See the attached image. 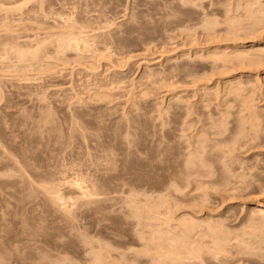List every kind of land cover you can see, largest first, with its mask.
<instances>
[{"label":"rangeland","instance_id":"obj_1","mask_svg":"<svg viewBox=\"0 0 264 264\" xmlns=\"http://www.w3.org/2000/svg\"><path fill=\"white\" fill-rule=\"evenodd\" d=\"M225 1L0 0V264H157L159 232L178 233L183 216L220 215L226 228H241L252 196L236 182L250 166L263 171L264 155L247 159L253 142L235 126L241 106L220 102L227 80L203 78L208 62L197 57L201 23L225 29ZM215 82L220 98L207 97ZM228 176L236 185L225 189Z\"/></svg>","mask_w":264,"mask_h":264},{"label":"bare ground","instance_id":"obj_2","mask_svg":"<svg viewBox=\"0 0 264 264\" xmlns=\"http://www.w3.org/2000/svg\"><path fill=\"white\" fill-rule=\"evenodd\" d=\"M40 1V0H38ZM187 1V0H186ZM191 2V1H190ZM220 2V1H219ZM224 2V0H223ZM225 2H228L227 4H229L228 6L231 7L230 5H232V9H228L225 10V19L223 22H221L223 25V28L225 27V29L220 30V23L216 22V21H203L201 23V27L203 29V32L201 33L202 35V39L205 41L204 43V49L201 50L200 54L197 57L202 58V60H205V64L206 65V61L208 62V67H206L205 69L208 71V74H206L205 71V75H203V78H208L207 76L211 77V76H218V77H223L224 79H226L227 81H225V84L223 83V87L221 89H223L224 91V95L221 97L220 102L224 103L226 105V103L228 104L229 102H237L240 104L241 106V110L239 111V113L241 114L238 121L236 122L237 124L235 126H237L236 128H238V133L239 138L240 136L242 138H249V142L251 141V143L253 142V147L250 148L253 152L250 153V156H248L247 159H255L257 160V157H261L264 155V152L261 151V149H264V145H262V143L264 142V105L260 106L262 108H259V106L257 105V103L262 102V100H264V0H226ZM23 3V2H22ZM25 3V2H24ZM221 3V2H220ZM194 5V4H193ZM2 6H0L1 8ZM16 7V8H15ZM13 9H17L18 6H15ZM20 7V5H19ZM18 7V8H19ZM226 7V6H225ZM25 8V6H24ZM7 10V8H6ZM5 11V10H4ZM1 14V13H0ZM6 16V15H5ZM222 17V16H221ZM53 18V17H52ZM220 20V19H219ZM7 21V20H6ZM64 21V20H63ZM201 21V20H200ZM218 21V20H217ZM221 24V26H222ZM113 26V25H112ZM5 28V27H4ZM74 28V27H73ZM78 28V27H77ZM217 28V29H216ZM8 30V28H6ZM70 30V29H69ZM85 30V29H84ZM71 31V30H70ZM225 34V37H220L222 36L220 34V32H223ZM10 33V32H9ZM63 33V32H62ZM70 34V32H69ZM68 34V36H69ZM195 34V33H194ZM220 34V35H219ZM223 34V33H222ZM72 35V33H71ZM174 35V34H173ZM54 36V35H53ZM73 36V35H72ZM185 36V35H184ZM75 37V36H74ZM78 37V36H77ZM194 37V36H193ZM249 39L250 44H248L249 46H246V44H244V42H240L241 39ZM34 39V38H32ZM38 39V38H36ZM76 40V38H74ZM73 39V40H74ZM79 39L80 43L83 41L80 38ZM242 39V40H243ZM59 40V39H58ZM64 40V39H63ZM82 40V41H81ZM182 40V39H181ZM240 40V41H239ZM20 41V40H19ZM57 41V40H56ZM62 41V40H61ZM78 41V44H79ZM159 41V40H158ZM239 41V42H238ZM59 42V41H58ZM77 42V41H76ZM75 42V43H76ZM16 43V42H15ZM83 43V42H82ZM195 43V42H194ZM46 44V43H45ZM48 44V43H47ZM59 44V43H58ZM61 44V43H60ZM52 45V44H50ZM65 45H70V43L68 42V44ZM77 46V43L74 44ZM207 45V46H205ZM13 46V45H12ZM11 45H9V47H12ZM56 46V45H55ZM62 46V45H61ZM60 46V48H61ZM83 46V45H82ZM13 48L14 50L19 49V47H16V45H14ZM59 47V45H58ZM40 48V47H39ZM59 48V49H60ZM74 48V47H73ZM10 49V48H9ZM12 49V48H11ZM53 49V48H52ZM65 49V48H64ZM63 49V50H64ZM35 50V49H34ZM42 50V48L40 49ZM39 50V51H40ZM18 51V50H17ZM179 51V50H178ZM9 52H12V50ZM36 52V50H35ZM18 52L14 53L17 54ZM20 53H22V51H20ZM25 53V52H24ZM39 53V52H38ZM199 53V51H198ZM28 54V53H26ZM32 54V52L30 53ZM34 54V53H33ZM32 54V56H33ZM36 54V53H35ZM191 53L188 52V55L190 56ZM195 55H197V52L194 53ZM19 56V53L17 54ZM17 55L15 57H17ZM23 55V54H22ZM37 55V54H36ZM35 55V57H36ZM167 55V54H166ZM187 55V56H188ZM12 56V55H11ZM47 56V55H46ZM2 57V56H1ZM22 57V56H21ZM20 57V58H21ZM24 57V56H23ZM38 57V56H37ZM195 57V56H194ZM19 58V59H20ZM181 58H184L183 56H181ZM188 58V57H187ZM199 58V59H200ZM24 59V58H22ZM3 60V59H2ZM126 60V59H125ZM189 60V59H188ZM12 61V60H11ZM53 61V60H52ZM112 61V60H111ZM191 61V60H190ZM200 61V60H199ZM204 62V61H203ZM157 63V62H156ZM117 64V63H116ZM199 64V63H198ZM202 65V64H201ZM200 65V66H201ZM83 66V65H82ZM196 67V66H195ZM204 67V66H202ZM181 68V67H180ZM187 68V66H186ZM83 69V68H82ZM182 69V68H181ZM185 69V67H184ZM195 69V68H194ZM193 69V70H194ZM199 69V68H198ZM203 69V68H202ZM191 70V68H190ZM148 71V70H147ZM181 71V70H180ZM185 71V70H184ZM183 72V71H181ZM190 72V71H189ZM238 73V79H234L235 77H233V73ZM244 72V73H242ZM245 72L247 74H245ZM192 73V72H191ZM195 73V72H194ZM186 73H184L185 75ZM190 74V73H187ZM193 74V73H192ZM181 75V74H180ZM199 75V73H198ZM187 76V75H186ZM193 76V75H192ZM201 76V75H200ZM180 77V76H179ZM188 77V76H187ZM190 77V76H189ZM195 77V74L193 76ZM217 77V78H218ZM228 77H232V79H234V81H232V79H229ZM185 78V77H184ZM191 78V77H190ZM200 78V77H199ZM197 78V79H199ZM202 78V76H201ZM213 78V77H212ZM211 78V79H212ZM182 79V78H180ZM188 79V78H186ZM193 79V78H192ZM220 79V78H218ZM184 80V79H183ZM189 80V79H188ZM194 80V79H193ZM104 81V80H103ZM196 82L199 80H195ZM192 81V82H195ZM205 81V80H204ZM213 81V80H212ZM232 81V82H231ZM114 82V81H113ZM173 82V79H172ZM208 82V81H207ZM206 82V83H207ZM210 82V81H209ZM199 83V82H198ZM202 83V82H201ZM215 86L219 85L218 82H215ZM119 84V83H118ZM170 84V83H169ZM105 85V84H104ZM112 85V84H111ZM166 85V83H165ZM193 85H196V83H194ZM199 85V84H198ZM221 85V84H220ZM167 86V85H166ZM214 88V91L210 90L211 92H205L206 95L209 96H218V87ZM100 87V86H99ZM120 87V86H119ZM169 87V86H168ZM173 88V86H171ZM221 87V86H220ZM88 88V87H87ZM184 88V87H183ZM191 88V87H190ZM56 89V88H55ZM109 89V88H108ZM133 89V88H132ZM200 89V88H199ZM220 89V90H221ZM104 90V89H103ZM187 90V89H186ZM204 89H201V92ZM208 90V89H207ZM219 90V91H220ZM180 91V90H179ZM191 91V90H190ZM222 91V90H221ZM222 91V92H223ZM143 92V91H142ZM141 92V93H142ZM181 92V91H180ZM199 92V91H198ZM97 94H99L98 92H96ZM171 93V92H170ZM204 93V92H203ZM220 93V92H219ZM94 97H96V95ZM139 94V93H138ZM204 94V95H205ZM222 94V93H221ZM94 95V94H93ZM126 95V94H125ZM142 95V94H141ZM140 95V96H141ZM150 95V94H149ZM80 96V95H79ZM187 96V95H186ZM75 97V96H74ZM93 97V96H92ZM113 97V96H112ZM158 97V96H157ZM206 97V96H205ZM83 98V97H82ZM101 98V97H100ZM109 99V95L107 97ZM106 97H104V99H107ZM173 98V97H172ZM195 98V97H194ZM198 98V97H197ZM212 98V97H211ZM220 98V97H219ZM103 99V98H102ZM102 99H99L100 102H102ZM141 99V97H140ZM147 99V98H146ZM178 99V98H177ZM208 100V98H206ZM214 99V98H213ZM143 100V99H142ZM141 100V101H142ZM179 100V99H178ZM181 100V99H180ZM212 99H209V101ZM98 101V100H97ZM96 101V102H97ZM198 101V100H197ZM204 101V100H203ZM216 101V98H215ZM259 101V102H257ZM99 102V101H98ZM106 102V101H105ZM109 102V101H108ZM167 102V101H166ZM177 102V101H176ZM162 103V102H161ZM204 103V102H203ZM167 104V103H166ZM219 104V103H218ZM232 104V103H230ZM56 105V104H55ZM144 105V104H143ZM204 105V104H203ZM216 105V104H215ZM221 105V104H220ZM219 105V106H220ZM184 106V105H182ZM197 106V105H196ZM208 106V104L206 105ZM229 106V105H228ZM232 106V105H231ZM185 107V106H184ZM195 107V106H194ZM226 107V106H225ZM193 108V107H192ZM215 108V107H214ZM219 108V107H218ZM231 108V107H230ZM205 109V108H204ZM221 109V108H219ZM234 110V109H233ZM239 110V109H238ZM206 111V109H205ZM227 112V111H226ZM231 112V111H230ZM143 113V112H142ZM156 113V112H155ZM196 113V112H195ZM218 113V112H217ZM229 113V112H228ZM162 114V113H161ZM168 114V113H167ZM197 114V113H196ZM205 114V113H204ZM142 115V114H141ZM158 115V114H157ZM166 115V114H165ZM173 114H171L172 116ZM239 115V114H238ZM197 116V115H196ZM209 116V115H208ZM185 117V116H184ZM225 117V116H224ZM230 117V116H229ZM154 118V117H153ZM169 118V117H168ZM172 118V117H171ZM191 118V117H190ZM220 118V117H219ZM226 118V117H225ZM160 119V117H159ZM178 119V118H177ZM210 119V118H209ZM215 119V118H214ZM141 120V119H140ZM148 120V119H147ZM146 120V121H147ZM172 120V119H171ZM222 120V119H220ZM155 121V120H154ZM206 121V120H205ZM219 121V120H218ZM46 122V120H45ZM105 122V121H104ZM214 122V121H213ZM217 122V121H215ZM125 123V122H124ZM194 123V122H193ZM224 121L221 123V125H223ZM140 124V123H139ZM173 124V123H172ZM216 125V124H215ZM218 127V124L216 125ZM96 127V126H95ZM123 127V126H122ZM216 127V128H217ZM222 127V126H221ZM200 128V127H199ZM188 129V128H186ZM195 129V128H194ZM193 129V130H194ZM203 129V128H202ZM206 129V128H205ZM220 129V126H219ZM222 129L226 130L225 126L223 125ZM199 130V129H198ZM208 130V129H207ZM215 130V129H214ZM217 130V129H216ZM221 131V130H220ZM218 130V132H220ZM231 131V130H230ZM185 132V131H184ZM205 134V131L202 132ZM221 133V132H220ZM156 134V133H155ZM158 134V133H157ZM160 134V133H159ZM206 134H208L206 132ZM214 134V133H212ZM216 134V133H215ZM125 135V134H124ZM203 135V134H201ZM204 136V135H203ZM202 136V137H203ZM199 137V136H198ZM201 139H205L204 137ZM121 138V137H120ZM185 138V137H183ZM191 138V137H190ZM222 138V137H221ZM189 139V138H188ZM246 139V138H245ZM200 140V139H199ZM197 141V143H199L200 145L203 143H200V141ZM228 140V139H227ZM188 141V140H187ZM204 140H202L203 142ZM120 142V141H119ZM71 143V142H70ZM191 143V142H190ZM205 143V142H204ZM129 144V143H128ZM127 144V145H128ZM130 145V144H129ZM195 145V144H194ZM193 145V146H194ZM205 144H203L204 146ZM190 146V145H188ZM199 146V145H198ZM197 146V148L199 149V147ZM202 146V148H203ZM195 147V146H194ZM206 147V146H205ZM204 147V148H205ZM244 147V146H243ZM189 148V147H188ZM222 148V147H221ZM248 148V147H247ZM197 149V150H198ZM201 149V147H200ZM234 149V148H233ZM192 150V149H191ZM204 150V149H202ZM206 150V149H205ZM212 150V148H211ZM214 150V149H213ZM3 151V150H2ZM199 151V150H198ZM197 151V152H198ZM209 151V150H208ZM223 151V150H222ZM242 151V150H241ZM185 152V151H184ZM183 152V153H184ZM188 152V151H187ZM201 153V151H199ZM203 152V151H202ZM207 152V150H206ZM232 152V151H231ZM160 153V152H159ZM246 153V152H245ZM248 153V152H247ZM197 154V153H196ZM208 154V153H206ZM205 154V155H206ZM236 154V153H235ZM111 155V154H110ZM188 155V154H186ZM199 154H197V158L201 159L203 157L198 156ZM210 155V154H209ZM207 155V156H209ZM214 155V154H213ZM223 155V154H222ZM244 155V153H243ZM246 155V154H245ZM156 156V155H155ZM182 156V155H181ZM190 156V155H189ZM241 156V155H240ZM161 157V156H160ZM187 157V156H186ZM194 157V156H193ZM224 157V156H223ZM13 158V157H12ZM162 158V157H161ZM189 158V157H188ZM197 158H193L191 159L196 160ZM109 159V158H108ZM180 159V158H179ZM207 159V158H206ZM10 160V159H9ZM165 160V158H164ZM177 160V159H176ZM205 160V159H204ZM203 160V161H204ZM210 159H208L209 162ZM216 160V159H215ZM218 160V159H217ZM216 160V161H217ZM105 161V160H104ZM125 161V160H124ZM189 161V160H188ZM188 161H186V164L189 167ZM198 162V164H200L199 160H196ZM228 161V160H227ZM254 161V160H253ZM260 161V160H259ZM191 161H189L190 163ZM197 162L195 163L193 161V163H195L197 165ZM207 161H204V164ZM220 162V161H217ZM225 161H223V163L221 165L224 164ZM7 163V162H6ZM14 163V162H13ZM18 163V162H17ZM165 163V162H163ZM211 163V160L210 162ZM135 164V163H134ZM203 164V162H202ZM213 164V163H211ZM218 164V163H215ZM18 165V164H17ZM190 168L191 170H193V166L192 163H190ZM208 165V164H205ZM237 165V164H236ZM241 165V164H240ZM251 165H253L251 163ZM259 165V164H258ZM114 166V165H113ZM177 166V165H176ZM181 166V165H180ZM199 166V165H198ZM197 166V168H199ZM202 165H200L201 168ZM239 166V165H238ZM127 167V166H126ZM130 167V166H129ZM160 167V166H159ZM187 167V168H188ZM196 167V166H195ZM207 167V166H206ZM211 168L212 166L209 164L208 168ZM218 167V166H217ZM237 167V166H236ZM196 168V169H197ZM199 168V169H200ZM203 168V166H202ZM205 168V167H204ZM209 168V169H210ZM226 168V167H225ZM260 168V167H259ZM195 169V168H194ZM198 169V171H200ZM206 168V171L208 170V172L210 173V170ZM212 169V168H211ZM227 169V168H226ZM263 169V168H262ZM80 170V169H79ZM109 170V169H108ZM162 170V169H161ZM186 170V169H185ZM204 170V169H203ZM219 170V169H218ZM241 170H243L241 168ZM245 170H247L248 172H245ZM260 170V169H259ZM258 169H256L254 166H250L246 169L242 171H240V175L239 178L237 180H239L238 182H236L237 185V191H239L240 193H245L247 195V198L252 196L249 199V203L247 206V210H246V215L244 217H242V219H240V225L238 227L235 228H226L224 226L223 220H220L221 217H219L220 215H216V216H209L208 218H206L207 220H209L208 222H203L201 223L198 222L199 220L193 217V216H189L187 215V217H182L180 218V220H178V225L179 227V232L172 234L170 233V228H168L171 222V217L170 220H167L166 225L167 226V235H165V231H164V235H161L162 231L159 232V237L160 238L162 236L163 238V248H158L157 250V264H170L168 263L171 262V264H207L209 262H211V264H264V170L263 171H259ZM23 171V170H22ZM141 171V170H139ZM183 171V170H182ZM197 171V170H194ZM223 171V170H222ZM227 171V170H226ZM225 171V172H226ZM239 171V169H238ZM9 172V171H8ZM25 172V171H24ZM144 172V171H143ZM190 173V171H188ZM185 172L184 173H187ZM202 172V170L200 171V173ZM207 172V174L209 175V173ZM221 172V171H220ZM237 172V171H236ZM22 173V172H21ZM128 173V172H127ZM139 173V172H138ZM142 173V172H141ZM148 173V172H147ZM174 173V172H173ZM179 173V172H178ZM195 173V172H192ZM190 173V174H192ZM199 173V175H200ZM206 173V172H204ZM223 173V172H222ZM137 174V172H136ZM146 174V172L144 173ZM143 174V176H144ZM197 174V173H196ZM203 174V173H202ZM228 174V173H227ZM226 174V176H227ZM18 175V174H17ZM27 175V174H26ZM140 175V174H139ZM148 175H150V173H148ZM153 175V174H152ZM172 175V174H171ZM169 175V176H171ZM175 175V174H174ZM182 175V174H181ZM193 175V174H192ZM207 175V176H208ZM1 176V175H0ZM4 176V175H3ZM15 176V175H14ZM54 176V175H53ZM135 176V175H134ZM156 176V175H154ZM153 176V177H154ZM159 176V175H157ZM165 176V174H164ZM163 178H166L164 177ZM185 176V175H183ZM182 176V177H183ZM188 176V175H187ZM191 176V175H190ZM206 176V175H204ZM203 176V177H204ZM223 176V175H222ZM16 177V176H15ZM27 177L29 178V176L27 175ZM148 177V176H147ZM209 177V176H208ZM212 177V176H211ZM221 176H219L218 178H220ZM246 177L250 179L248 181H246ZM9 178V177H8ZM140 178V177H139ZM143 178V177H142ZM150 178V177H149ZM158 178V177H157ZM162 178L161 176L159 177V179ZM172 178V177H170ZM177 178V177H176ZM175 178V179H176ZM222 178V177H221ZM229 176L225 179L226 181H228ZM141 179V178H140ZM155 179V178H154ZM167 179V178H166ZM179 179V177H178ZM177 179V180H178ZM186 179V178H185ZM216 179V178H215ZM224 179V177L222 178ZM30 180V178H29ZM28 180V181H29ZM69 180V179H68ZM142 180H145L142 179ZM149 180V179H148ZM163 180V179H162ZM191 180V179H190ZM219 180V179H218ZM73 181V180H72ZM89 181V180H88ZM146 181V180H145ZM155 181V180H154ZM181 181V180H180ZM185 181V180H184ZM187 181V180H186ZM222 181V180H221ZM224 181V180H223ZM32 182V181H31ZM175 182V180H174ZM177 182V181H176ZM183 182V181H182ZM181 182V183H182ZM196 182V181H195ZM220 182V181H219ZM225 182V181H224ZM223 182V183H224ZM228 182H232L231 179H229ZM23 183V182H22ZM45 183V182H44ZM148 183V182H147ZM150 183V182H149ZM184 183V182H183ZM197 183V182H196ZM222 183V184H223ZM227 183V182H226ZM231 183V184H232ZM33 184V183H31ZM57 184V183H56ZM77 184V183H76ZM75 184V185H76ZM152 184V182H151ZM154 184V182H153ZM156 184V183H155ZM176 184V183H175ZM186 184V183H185ZM213 184V182H212ZM218 184V182H217ZM229 184V183H228ZM235 184V183H234ZM38 185V184H37ZM36 185V186H37ZM45 185V184H43ZM74 185V184H73ZM90 185V184H89ZM192 185V184H191ZM225 185V184H224ZM236 185V184H235ZM46 186V185H45ZM48 186V184H47ZM77 186H81L78 185ZM181 186V185H180ZM199 186V185H198ZM223 186V185H222ZM229 186H234L232 185H226V187ZM39 187V186H37ZM41 187V186H40ZM175 186H173L172 188H174ZM47 188V187H46ZM79 188V187H78ZM77 188V189H78ZM84 188V187H83ZM86 188V187H85ZM92 188V187H91ZM186 188V187H185ZM189 188V187H188ZM201 188V187H200ZM215 188V187H214ZM45 188H43L44 193L47 195L49 199L51 200L50 202L52 204H55L56 201L58 200V197H54L52 195L53 194V189H50L48 187V189L44 190ZM55 189V188H54ZM88 189V188H87ZM94 189V188H93ZM178 189V187H177ZM212 189V188H211ZM210 189V190H211ZM223 189V188H222ZM232 189V187H231ZM42 190V189H41ZM79 190H81V188H79ZM78 190V191H79ZM96 190V189H95ZM185 190V189H184ZM202 190V189H200ZM40 191V189H39ZM46 191V192H45ZM57 191V190H55ZM92 191V189L90 190ZM87 192L82 190V195L88 196L90 195L91 192ZM223 191V190H222ZM233 190H231L232 192ZM42 192V191H41ZM80 192V191H79ZM87 192V193H86ZM93 192V191H92ZM201 192V191H200ZM225 192V191H224ZM94 193L96 194L97 192L94 191ZM99 193V191H98ZM193 193V192H191ZM229 193V192H227ZM57 194V193H56ZM55 194V195H56ZM92 194V193H91ZM95 194H92V196H89V198H93L95 196ZM181 194V193H179ZM210 195V193H208ZM232 194V193H231ZM153 195V194H152ZM203 195V194H201ZM237 195V193H236ZM239 195V194H238ZM60 196V195H59ZM99 195L97 194V197ZM204 196H205V192H204ZM203 196V197H204ZM208 196V195H207ZM206 196V198H207ZM242 196V195H241ZM51 197V199H50ZM84 197V196H83ZM165 197V196H164ZM211 197V196H210ZM222 197V196H221ZM232 197V196H231ZM74 198V197H73ZM220 198V197H219ZM224 198V197H223ZM222 198V199H223ZM237 198V197H235ZM246 198V199H247ZM69 199V198H68ZM94 199V198H93ZM92 199V200H93ZM174 199V198H173ZM205 199V198H204ZM221 199V200H222ZM229 199V198H228ZM234 199V198H233ZM75 200V199H74ZM73 200V201H74ZM80 200V199H79ZM165 200V199H164ZM226 200V198H225ZM232 200V199H231ZM242 200V199H241ZM240 200V201H241ZM95 201V200H94ZM171 201V200H170ZM192 201V200H191ZM54 202V203H53ZM60 202V200H59ZM223 202V201H222ZM166 203V201H165ZM171 203V202H170ZM173 203V202H172ZM195 203V202H194ZM58 204V203H57ZM198 204V203H197ZM172 205V204H171ZM179 205V204H178ZM184 205V204H183ZM82 206V205H81ZM91 206V205H90ZM149 206V205H148ZM168 206V205H167ZM166 206V207H167ZM175 206H177L175 204ZM181 206V205H180ZM60 207V206H59ZM63 207V206H62ZM173 207V205H172ZM178 207V206H177ZM190 207V206H189ZM168 208V207H167ZM191 208V207H190ZM197 208V207H196ZM242 208V207H241ZM170 209V208H169ZM173 209V208H172ZM181 209V208H180ZM186 210V207L184 208ZM183 209V210H184ZM217 209V208H216ZM220 209V208H219ZM237 209V208H236ZM176 210V209H175ZM182 210V209H181ZM229 210V209H228ZM151 211V210H150ZM193 211V210H192ZM191 212L192 214H195ZM210 211V210H209ZM131 212V211H130ZM164 212V211H163ZM197 212V211H196ZM223 212V211H222ZM155 213V212H154ZM172 213V212H171ZM176 213V212H175ZM238 213V212H237ZM242 213V212H241ZM168 214V213H167ZM187 214V213H185ZM211 214V212H210ZM159 215V214H158ZM179 215V214H178ZM181 215V214H180ZM144 216V215H143ZM166 216V215H165ZM169 216V215H168ZM195 216V215H194ZM142 217V216H141ZM180 217V216H179ZM207 217V216H206ZM167 218V216H166ZM177 218V217H176ZM218 218V219H216ZM238 218V216H237ZM169 219V217H168ZM175 219V218H174ZM203 219V218H202ZM175 220H173L174 222ZM177 221V220H176ZM225 222V221H224ZM177 223V222H176ZM233 223V222H232ZM165 225V226H166ZM173 226V225H172ZM175 228V227H174ZM174 231V229H173ZM176 231V230H175ZM168 232L170 234H172V236H168ZM169 234V235H170ZM29 236V235H28ZM165 236V237H163ZM152 238V237H151ZM140 240V239H139ZM140 243V242H139ZM68 245V244H67ZM87 245V244H85ZM140 248V247H139ZM130 250V249H129ZM132 250V249H131ZM146 250V249H145ZM203 250H205V254L208 255V258H205L204 256V252ZM154 252V251H153ZM149 254V253H148ZM104 255V254H103ZM48 256V255H47ZM91 259V258H90ZM93 259V258H92ZM104 259V258H103ZM106 259V258H105ZM96 262V261H95ZM132 262V261H131ZM154 262V260H153ZM92 263V262H91ZM59 264V263H58ZM112 264V263H111Z\"/></svg>","mask_w":264,"mask_h":264}]
</instances>
